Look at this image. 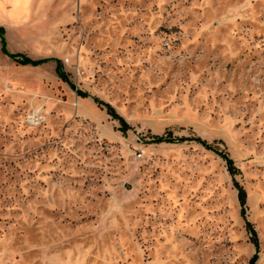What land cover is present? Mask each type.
<instances>
[{
  "label": "rangeland",
  "instance_id": "1",
  "mask_svg": "<svg viewBox=\"0 0 264 264\" xmlns=\"http://www.w3.org/2000/svg\"><path fill=\"white\" fill-rule=\"evenodd\" d=\"M0 27L89 95L0 50V264H248L233 179L264 264V0H0Z\"/></svg>",
  "mask_w": 264,
  "mask_h": 264
},
{
  "label": "trees",
  "instance_id": "2",
  "mask_svg": "<svg viewBox=\"0 0 264 264\" xmlns=\"http://www.w3.org/2000/svg\"><path fill=\"white\" fill-rule=\"evenodd\" d=\"M4 33H5L4 28L0 27V50H1V53L3 55H5L6 57L11 59L12 61H14L17 64L22 65V66L38 67V66H41L43 64H46V63L52 61L55 63V73L62 81L66 82L73 90H75L81 98L89 97V95L87 93H84V92L77 90L76 87L68 80L67 75L63 71L62 62L59 59L32 60V59H29V58H27V57H25L19 53H10L7 49V44H6V40L4 38ZM93 101L97 105L105 108L106 113L109 116H111L113 119H115L119 122V124H120L119 130L122 133H125L127 130L130 129L127 122L116 113V111L114 110V108L111 105L104 103L95 97L93 98ZM183 141H193V142L199 144L200 146H202L204 149L214 152L219 157H221V159L226 163L227 170L232 177L237 173V169L234 167V163H233L232 159H230L224 152L220 151L213 144H209L207 141H205L199 137L174 138V137H172V134H170V133H167V134L162 135V136H153L152 137V142L157 143V144H159V143H175V142H183ZM233 186L237 191V199H238V203H239V207H240V211H239L240 216L242 217V219L244 221L245 229L250 234L251 242L255 247V253L251 256L248 264H255V262L258 259V256H257V254H258V240L256 237V232H255L252 224L247 220L246 215H245V212H246V208H245L246 192L243 189V187L240 186L234 179H233Z\"/></svg>",
  "mask_w": 264,
  "mask_h": 264
},
{
  "label": "built area",
  "instance_id": "3",
  "mask_svg": "<svg viewBox=\"0 0 264 264\" xmlns=\"http://www.w3.org/2000/svg\"><path fill=\"white\" fill-rule=\"evenodd\" d=\"M27 119L28 123H30L31 125H40L45 120L44 116L40 114L39 111H35L29 114Z\"/></svg>",
  "mask_w": 264,
  "mask_h": 264
}]
</instances>
